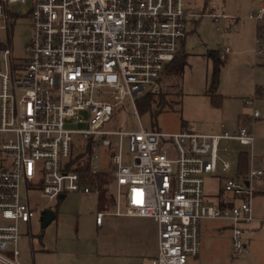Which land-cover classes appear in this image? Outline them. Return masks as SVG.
I'll return each mask as SVG.
<instances>
[{"label": "built area", "instance_id": "built-area-1", "mask_svg": "<svg viewBox=\"0 0 264 264\" xmlns=\"http://www.w3.org/2000/svg\"><path fill=\"white\" fill-rule=\"evenodd\" d=\"M16 2L29 3L24 13L31 34L21 63L9 47L0 48V264H33L23 254L19 228L34 215L30 193L52 200L91 190L68 168L69 159L83 152L92 173L106 169L111 176L114 204L95 213L96 223L106 213L155 221L157 248L149 264H185L197 256L204 218L228 220L232 250L242 252L243 225L255 219L249 179L264 171L221 173L233 169L229 157L236 146L252 149L248 125L260 115L255 101L264 99L263 90L244 99L250 116L232 132L166 133L140 121L138 129H104L126 104L137 114L136 98L159 93L164 66L182 44L188 18L204 11L187 0H0V30L8 28L9 5ZM206 14L215 22L232 17L213 9ZM247 18L257 34L264 33V0ZM68 121L89 127L69 128ZM74 133L86 140L78 153ZM210 174L224 179L220 192L229 194L220 193L213 203L203 192Z\"/></svg>", "mask_w": 264, "mask_h": 264}, {"label": "rangeland", "instance_id": "rangeland-1", "mask_svg": "<svg viewBox=\"0 0 264 264\" xmlns=\"http://www.w3.org/2000/svg\"><path fill=\"white\" fill-rule=\"evenodd\" d=\"M187 1L192 9L204 11V14L187 20V34L181 46L187 64L180 73L164 74L161 79V89L166 93L168 104L156 115H151L138 108L137 114L134 113L128 103L125 109L106 122L104 129H138L140 121L146 129L166 133L179 130L232 132L238 119L250 116L251 107L244 104V99L264 91V33L257 34L255 23L247 18L249 8L257 0ZM28 6L29 3L10 4L8 28L0 30V43L11 49L12 58L17 63L25 57V45L31 34V23L24 13ZM212 9L232 17H220L215 22L206 14ZM215 49L220 51L225 63L219 70L218 86L209 90L212 77L209 53ZM257 50L261 52L255 53ZM216 93L222 96L220 103L215 104L211 95ZM255 106L260 115L248 125L255 138L252 149L236 146L234 155L229 157L233 169L228 174L221 173L223 177L241 173L239 151L249 153L247 169L264 171V99L257 98ZM67 126L81 129L88 128L89 123L68 121ZM73 141L76 153L83 151L80 148L86 140L79 133H74ZM100 151L99 147L96 152L100 155ZM100 159L103 165L107 164L104 153ZM223 184L221 177L211 174L205 177L203 192L211 203L216 200ZM249 187L253 190L250 196L253 215L264 219V174L249 179ZM222 196L226 198L229 194L222 190ZM29 197L34 215L28 226L19 225L20 240L28 251L35 254V264H149L155 254L157 229L151 218L106 215L102 227L95 224L96 192L88 195L79 191L68 192L64 199L56 197L52 200L32 192ZM240 201V197L234 199L235 204ZM44 210L54 214L45 225L41 215ZM253 225L257 227H243L242 238L247 247L236 253L231 247L229 221L202 219L199 253L187 258L185 264H264V220ZM43 247L46 250H42Z\"/></svg>", "mask_w": 264, "mask_h": 264}, {"label": "trees", "instance_id": "trees-1", "mask_svg": "<svg viewBox=\"0 0 264 264\" xmlns=\"http://www.w3.org/2000/svg\"><path fill=\"white\" fill-rule=\"evenodd\" d=\"M10 15V13H8ZM182 46V44H181ZM179 48L174 59L168 61L163 70L164 74L180 73L184 66L187 64L186 53L183 52L181 47ZM4 47L0 43V48ZM220 51L218 49L212 50L209 53L212 59V77L210 81L209 90H212L218 86L219 81V70L225 63L224 57H220ZM218 96L213 94L211 99L216 104V98ZM168 99L166 98V93L160 88L159 93L151 94L150 92L144 93L142 96L136 98V105L138 110L143 112H149L151 115H156L160 112L163 107L168 104ZM89 153V151H88ZM89 155L85 152L79 153L69 159L68 168L77 170L81 176L82 183L88 184L91 190L98 192V208L99 210H107L111 208L114 204L113 194L110 190L111 176L108 170H101L96 173H92L89 168ZM248 152L239 151L238 164L240 168V175L244 176L247 172V160ZM221 192L218 193V195Z\"/></svg>", "mask_w": 264, "mask_h": 264}, {"label": "crops", "instance_id": "crops-1", "mask_svg": "<svg viewBox=\"0 0 264 264\" xmlns=\"http://www.w3.org/2000/svg\"><path fill=\"white\" fill-rule=\"evenodd\" d=\"M260 0H257L254 4H253V6H251L250 8H249V11H250V9H253V8H255V6H256V4L259 2ZM249 19V18H248ZM251 21H253V20H251ZM254 22V21H253ZM255 23V22H254ZM255 25H256V23H255ZM183 42H184V40L182 41V44H183ZM226 48H228L227 46L224 48V50L226 49ZM226 51V50H225ZM227 51H229V49L227 50ZM227 51L225 52V53H227ZM255 53H259V52H255ZM222 56H223V54H222ZM215 95H217L218 97L216 98V101H217V103L219 102V100L221 99V96H222V94H215ZM259 98V97H258ZM220 103V102H219ZM242 120V119H241ZM241 120L240 119H238L237 120V124H236V126H235V128L237 127V125L241 122ZM234 128V129H235ZM233 129V130H234ZM224 132V131H223ZM227 132V131H226ZM216 133H221V132H216ZM249 154V153H248ZM248 160V159H247ZM79 192H81V193H84V194H89V193H91V192H96V191H94V190H90L89 192H82V191H79ZM97 193V199H98V192H96ZM67 194V193H66ZM66 194H63L62 196H59L58 198L59 199H64L65 197H66ZM97 206H98V204H97ZM97 211H102V210H99V208L97 209ZM96 211V212H97ZM95 212V213H96ZM105 212V211H104ZM106 215H113V214H109V213H106L104 216H103V218H102V222L100 223V224H98V223H96V220H95V224L98 226V227H102L103 226V224H104V221H105V216ZM115 216H127V215H115ZM129 217H134V218H141L140 216H129ZM255 217V216H254ZM145 218H148V217H145ZM153 220V219H152ZM264 219L263 218H258V217H255V219L253 220V221H251L250 223H248V224H246L245 226H244V228H246V229H249V227H251V228H256L257 227V225H253L252 226V224H257V223H259V222H261V221H263ZM154 221V220H153ZM155 222V221H154ZM157 229V228H156ZM231 241V240H230ZM21 244H22V242H21ZM245 244H246V246L245 247H247V243L245 242ZM22 246H23V244H22ZM56 247V246H55ZM22 248V250H23V254H25V256L33 263V264H35V254L34 253H32V250H27L26 249V247H21ZM156 248H157V244H156ZM42 250H46L44 247L42 248ZM250 250V249H249ZM155 253H156V251H155ZM251 253V250L248 252V254H250ZM29 254H31V259L29 258Z\"/></svg>", "mask_w": 264, "mask_h": 264}, {"label": "water", "instance_id": "water-1", "mask_svg": "<svg viewBox=\"0 0 264 264\" xmlns=\"http://www.w3.org/2000/svg\"><path fill=\"white\" fill-rule=\"evenodd\" d=\"M41 215H42V220H43L42 224L43 225L47 224L54 217L53 213H51L50 211H45V210L41 212Z\"/></svg>", "mask_w": 264, "mask_h": 264}]
</instances>
